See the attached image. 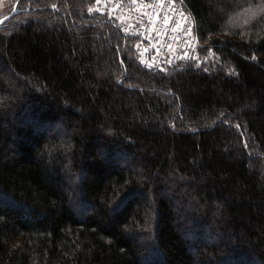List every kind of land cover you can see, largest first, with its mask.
<instances>
[{
    "label": "trees",
    "instance_id": "1",
    "mask_svg": "<svg viewBox=\"0 0 264 264\" xmlns=\"http://www.w3.org/2000/svg\"><path fill=\"white\" fill-rule=\"evenodd\" d=\"M94 1L0 14V264H264V0L166 70Z\"/></svg>",
    "mask_w": 264,
    "mask_h": 264
},
{
    "label": "built area",
    "instance_id": "2",
    "mask_svg": "<svg viewBox=\"0 0 264 264\" xmlns=\"http://www.w3.org/2000/svg\"><path fill=\"white\" fill-rule=\"evenodd\" d=\"M92 8L136 38V52L144 68L166 70L201 58L194 17L180 0H95ZM165 15L171 17L168 24ZM189 27L192 33L186 35Z\"/></svg>",
    "mask_w": 264,
    "mask_h": 264
},
{
    "label": "rangeland",
    "instance_id": "3",
    "mask_svg": "<svg viewBox=\"0 0 264 264\" xmlns=\"http://www.w3.org/2000/svg\"><path fill=\"white\" fill-rule=\"evenodd\" d=\"M12 5V0H0V14L10 8ZM252 13V10L243 12V14ZM238 17L242 16L241 14L237 15ZM237 17V18H238Z\"/></svg>",
    "mask_w": 264,
    "mask_h": 264
},
{
    "label": "snow or ice",
    "instance_id": "4",
    "mask_svg": "<svg viewBox=\"0 0 264 264\" xmlns=\"http://www.w3.org/2000/svg\"><path fill=\"white\" fill-rule=\"evenodd\" d=\"M134 2H135V0H133V3H134ZM53 7H55V5H53ZM88 11H89V12H92L93 9H92V8H89ZM144 15H147V13H145ZM170 20H171V17L165 15V17H164V23H165V24H168V23L170 22ZM172 30H173V31H176L175 28H173ZM125 31H127V29H125ZM191 33H192V28L189 27V28H188V32L186 33V35H191ZM209 54L211 55V52H210ZM187 55H188L187 53L184 54L185 57H187ZM182 58H183V57H182ZM169 62H171V61H169ZM237 127H239V125H237Z\"/></svg>",
    "mask_w": 264,
    "mask_h": 264
},
{
    "label": "water",
    "instance_id": "5",
    "mask_svg": "<svg viewBox=\"0 0 264 264\" xmlns=\"http://www.w3.org/2000/svg\"><path fill=\"white\" fill-rule=\"evenodd\" d=\"M18 9H16L15 7L9 12L7 13L6 15H4L3 17L0 18V24L2 22H4L7 18H9L11 15H13L15 12H17Z\"/></svg>",
    "mask_w": 264,
    "mask_h": 264
},
{
    "label": "bare ground",
    "instance_id": "6",
    "mask_svg": "<svg viewBox=\"0 0 264 264\" xmlns=\"http://www.w3.org/2000/svg\"><path fill=\"white\" fill-rule=\"evenodd\" d=\"M92 7V6H91Z\"/></svg>",
    "mask_w": 264,
    "mask_h": 264
}]
</instances>
